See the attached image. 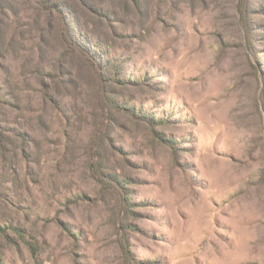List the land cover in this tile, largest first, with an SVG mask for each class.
<instances>
[{"label":"rangeland","instance_id":"1","mask_svg":"<svg viewBox=\"0 0 264 264\" xmlns=\"http://www.w3.org/2000/svg\"><path fill=\"white\" fill-rule=\"evenodd\" d=\"M0 263L264 264V0H0Z\"/></svg>","mask_w":264,"mask_h":264},{"label":"trees","instance_id":"2","mask_svg":"<svg viewBox=\"0 0 264 264\" xmlns=\"http://www.w3.org/2000/svg\"><path fill=\"white\" fill-rule=\"evenodd\" d=\"M50 4V0H44V5L45 6H47V5H49ZM49 9H52V10H54V11H56V12H61V10H60V8L59 7H57V6H53V5H51L50 7H49ZM64 34H65V36H66V46L69 48V49H71V53H73L74 55H82L84 58L86 57V59H87V61L88 62H90V56H89V54H87L84 50H81L80 49V51L82 52H80V54L77 52V50L78 49H76L77 47H79V45L77 44V42H75L74 41V39L73 38H71L70 36H68L67 35V33L66 32H64ZM80 48V47H79ZM92 61V60H91ZM1 264V263H0Z\"/></svg>","mask_w":264,"mask_h":264}]
</instances>
